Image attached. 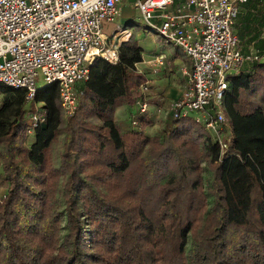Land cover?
Masks as SVG:
<instances>
[{"label": "trees", "instance_id": "1", "mask_svg": "<svg viewBox=\"0 0 264 264\" xmlns=\"http://www.w3.org/2000/svg\"><path fill=\"white\" fill-rule=\"evenodd\" d=\"M244 5L262 28L264 0ZM262 50L264 37L258 60L228 77L223 154L190 119L168 118L152 136L147 114L114 120L147 82L135 70L142 49L134 40L119 47L115 65L93 62L64 121L57 86L39 90L45 122L31 142L24 91L4 85L0 264H264Z\"/></svg>", "mask_w": 264, "mask_h": 264}, {"label": "built area", "instance_id": "2", "mask_svg": "<svg viewBox=\"0 0 264 264\" xmlns=\"http://www.w3.org/2000/svg\"><path fill=\"white\" fill-rule=\"evenodd\" d=\"M122 0H0V83L24 91L28 108L25 135L45 122L36 96L56 85L60 109L74 114V86L88 80L90 67L100 58L115 65L121 46L119 21ZM247 0H134L138 18L163 41L177 47L190 60L184 71L186 86L169 107L171 120L190 119L227 150L223 99L228 77L258 60L259 50L243 53L235 34L240 7ZM264 17V13H263ZM112 31L110 32V30ZM110 32V33H109ZM131 37V36H130ZM129 40V39H128ZM128 40L124 41L128 42ZM163 57L135 64L139 74L158 73ZM143 95L135 106L148 111ZM133 125H136L134 122ZM4 197V193L0 195Z\"/></svg>", "mask_w": 264, "mask_h": 264}, {"label": "crops", "instance_id": "3", "mask_svg": "<svg viewBox=\"0 0 264 264\" xmlns=\"http://www.w3.org/2000/svg\"><path fill=\"white\" fill-rule=\"evenodd\" d=\"M122 17H124L125 4L132 6L134 0H122ZM181 0H175L179 3ZM247 5H241V15L238 17L234 32L241 41L243 53L261 50V41L264 37V26L259 28V24L263 20L256 17V13L252 14L247 10ZM264 18V17H263ZM261 21V22H257ZM119 21V25H120ZM157 37V36H156ZM159 39V38H158ZM147 45L151 49L145 50L144 47L141 53L142 62L153 60L156 57H163V68L158 73L146 72L145 76L148 82V89L145 91L144 97L148 103V111L145 113L150 118L152 124L144 130L146 134L153 132L157 121H166L169 118V107L175 101L186 86V77L184 71L190 69V60L180 49L171 45V50L166 51L164 45L154 42L153 39L145 38ZM160 40V39H159ZM253 40V41H251ZM158 44V48H157ZM137 112L136 106H120L114 111V120L117 123L129 124L134 114ZM148 129V131H146ZM156 133V132H155ZM154 133V134H155ZM152 136V135H150Z\"/></svg>", "mask_w": 264, "mask_h": 264}, {"label": "rangeland", "instance_id": "4", "mask_svg": "<svg viewBox=\"0 0 264 264\" xmlns=\"http://www.w3.org/2000/svg\"><path fill=\"white\" fill-rule=\"evenodd\" d=\"M124 17L121 19L120 21V27L121 31L124 32L125 29L130 31V34H121L120 36V45L123 44L124 41L128 40L130 41H136V43L138 44V46L140 47H144L145 50L151 49L150 47H148L147 40L144 41L145 38H149V39H153L154 42L160 43V45L162 44L161 40L158 39V37H156V34L151 31L147 26H145L143 24V22L138 18V14L137 12L129 5V4H125V9H124ZM113 28H111L110 32L112 31ZM109 32V33H110ZM131 36V37H130ZM127 43V42H125ZM166 47V51L169 52L171 50V45L166 44L164 45ZM158 44H157V48H158ZM262 61H264V50H262V53L260 54ZM142 62V59H141ZM82 83H78L74 86V89H76L78 91V89L80 88V85ZM3 88H0V101L2 99V93L5 92L4 85H1ZM41 105H39L40 108ZM57 106L60 109V104H59V99H57ZM61 112V109H60ZM61 119L62 121L65 120V116L62 114L61 112ZM165 121V120H164ZM164 125L163 121H157V124L155 125L154 129L152 130L153 132H150L147 135H154L155 132H158L159 130L162 129ZM148 131V129L146 130ZM32 141V136L28 137V142ZM61 149H62V137L58 136L51 144V156H52V164L54 166L57 165L58 163V158L59 155L61 153ZM4 187L0 185V195L2 193H4Z\"/></svg>", "mask_w": 264, "mask_h": 264}]
</instances>
